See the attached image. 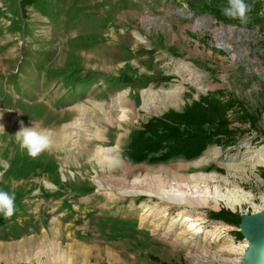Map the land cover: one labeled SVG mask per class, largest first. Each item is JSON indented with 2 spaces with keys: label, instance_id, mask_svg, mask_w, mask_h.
I'll return each instance as SVG.
<instances>
[{
  "label": "rangeland",
  "instance_id": "1",
  "mask_svg": "<svg viewBox=\"0 0 264 264\" xmlns=\"http://www.w3.org/2000/svg\"><path fill=\"white\" fill-rule=\"evenodd\" d=\"M20 1L0 0V191L15 193L17 207L10 219L0 214V264H240L246 249L241 224H226L209 213L224 209L238 214L243 222L264 207V164L252 171L246 161L264 151V0L247 24L229 23L213 14L217 10L223 17L221 9L227 0H60L57 13L32 5L22 9ZM37 5L45 9L41 2ZM222 27L243 30L244 36L228 37L234 56L216 44ZM79 36L96 42L84 48L72 45L71 40ZM67 61L72 72L65 68ZM187 70L193 71L192 77L201 74L204 83L194 84ZM179 84L183 90L178 105L148 112L139 109L140 90ZM201 86L205 89L198 90ZM216 89L224 92L223 97L237 98L257 119L252 126L248 121L231 122L241 130L235 144H210L192 159L154 163L135 162L127 156L132 130L168 109L181 111ZM119 92L135 103L133 116L119 122V127L105 122L94 108L71 112L80 103L90 106L94 99L112 102ZM228 117L233 118L231 110ZM73 120L78 122L72 129L77 135L100 132L108 138L102 145L118 142L120 157L129 167L114 168V180H105V189L97 187L93 176L104 178L107 168L89 161L86 154L74 153L67 164L66 153L52 149L33 158L15 136L20 124L31 127L42 122L52 129ZM209 147L218 148L220 154L206 157L204 165L176 174L151 173L158 166L189 167L188 162ZM195 172L217 173L219 194L235 187L251 199L241 200L233 209L224 201L215 207L210 202L190 208L116 192L117 188L145 189L157 176L168 182L184 179V183ZM46 181L54 187L48 188ZM131 181H137V187L129 185ZM110 185L115 187L112 199L106 190ZM154 204L163 207L154 210ZM181 211L199 218L197 227L183 222L178 216ZM168 229L174 235L180 232L182 239L166 238ZM57 243L60 249H55Z\"/></svg>",
  "mask_w": 264,
  "mask_h": 264
},
{
  "label": "bare ground",
  "instance_id": "2",
  "mask_svg": "<svg viewBox=\"0 0 264 264\" xmlns=\"http://www.w3.org/2000/svg\"><path fill=\"white\" fill-rule=\"evenodd\" d=\"M217 32L218 33H217V36L215 38L216 44L219 46V48L227 51V53H229L231 56H234V53H232V45L228 41V37L242 36L243 30L232 28V27H222V29L217 31ZM246 36L248 37L249 34H245V37ZM138 39L143 41L140 37H138ZM184 68H186V67H184ZM187 72H188L189 78L190 79L193 78L192 82L194 84L204 83L203 77L201 76V74H197L196 76L192 77L193 71L187 70ZM192 82H190V83H192ZM204 89H205V87L201 86V88H199L198 90H204ZM182 90H183V84H179V85H175V86L171 85L169 87H161L158 89H154L153 87L144 88V89L140 90V92H139V97H140L139 109H141L145 112H148L155 107H162V106H166L168 104H171V105L177 104V100L180 98ZM89 102H90L89 103L90 106L88 104H83V103H80L77 106H74V108L71 111L72 114L75 111L78 113H82V111H84L83 109H85V108H94V110H96L100 114L101 118H103V120L105 122H108L110 125L113 123H116V125L119 127L120 126L119 122L131 119V117L133 116V113L135 112L134 111L135 103H134V101H130V99L125 95V92H119L116 95V97H114L112 102L110 101L107 104L100 103V102L96 101V99L90 100ZM62 118H63V116L59 117V120L58 119L57 120L60 121V120H62ZM58 121L55 120L53 123H58ZM21 125H23V124H20V127H21ZM77 125H78V122L73 120V121H70L69 123H66L63 126L59 125V126L53 127L52 129L47 128V130H49L52 133V137L54 140V144H53V147L51 149L53 151H55V153H56V151L65 152L66 154L64 155V161L66 164H67V161L70 162L71 158H73L75 156L74 153L81 152L83 154H86V156L89 157V161H92L94 164H97L98 166L103 167L104 169L107 168L105 176L103 175L104 178H101L99 176L100 174L99 175L95 174L93 176V178L95 177L93 179V181L97 185V187L98 188L101 187V188L105 189L103 182H105V180H107V179L108 180L113 179L114 174H112L111 172H112V170H114V168L118 167V168H122V169L126 170V169H128L127 167H129V166H127L125 164L123 158L120 157L121 155L119 154L120 150H119L118 142L115 141L116 142L115 145H108V146L102 145L104 143V141H107L108 138L106 136H104V138H103V136H101L100 132H95L93 135H89L87 137H82L80 135H77V133L72 131V129H74ZM33 126H36L38 130L39 129H46L45 127H43L42 122H40L38 124H32L31 127H33ZM67 129H69V131H67ZM105 135H107V134H105ZM101 138H103V139H101ZM219 154H220V150L218 148L209 147L208 149H206L204 151L203 155H201L200 157H198L192 161H189L188 162L189 165L187 164L189 167H187L186 165H183V166L179 165L178 167L175 165L174 166L167 165V166H158L153 170L151 169L152 171L151 170L150 171L152 173V172H155L157 170H161V172H162V170H163L164 172L166 171L169 174H170V172L176 174L179 171L182 172L184 170H186V171L190 170V167L195 169L194 167L197 168L200 164H203L206 161V157L210 156L211 158H217L219 156ZM231 157L232 156H230V158ZM246 161H248L250 164V165H248V167L251 170L252 169L254 170L256 168V165H259V164L263 165L264 164V151L255 153L254 155L248 157L246 159ZM180 164H183V163H180ZM242 165H244V164H242ZM230 166L231 165H229L227 167H230ZM63 167L64 166H62V168ZM66 168H67V166H66ZM104 169H102V170H104ZM240 169H241V167H240ZM242 169H241V171H242ZM148 173H149L148 170L145 169V175L143 174L144 175L143 177L147 178ZM156 173H158V172H156ZM162 174H163V172H162ZM216 174L213 172H211V173H209V172L208 173H201V172L196 173L195 172L194 174H189L188 177L186 176L185 179L187 181L184 183H183L184 179H182L178 182L177 177H176V180H177L176 182H173L175 180V179L172 180L173 178L170 179V180H172V182H168L167 180L162 181V179L159 178L160 176L159 177L157 176V177H152L150 179V182H148V183H151V184L148 187H144L145 189H139V188L131 189L130 188V190H118L119 188H117L116 192H119V194L121 196H126V195H130L133 193L141 194V195H147L150 198L153 197V198L158 199L160 202H165L167 204H175L178 206L190 207V208H194L197 206H206V205L210 204V202H212L214 204V207H215V204H217L218 201H224L226 203L225 205H227L233 209L236 205L240 204L241 200L248 201L249 199H251L250 196H247L248 193L246 195L244 194L245 192L243 194H239L238 189L235 187H233V189H230V191L225 190V192L227 191V194H223V195L219 194L220 193L219 192L220 186L218 184L219 179H218V176H216ZM232 175H233V173H232ZM65 176L66 175L63 174V178H65ZM166 177H168V176H166ZM221 178H222V176H221ZM121 179L122 178H120L118 180H121ZM124 179L128 180L126 177ZM74 180H76V179H74ZM125 182H127V181H125ZM225 182H227V181H225ZM238 183H240V182H238ZM45 184H46V186H48V188L54 187V184H52L51 182L46 181ZM116 184H117V182H116ZM136 184H138L137 181H131V184H129V185H136ZM234 184H236V183H234ZM234 184L232 183V186ZM126 186H127V184H126ZM236 186H238V185H236ZM136 187H137V185H136ZM114 189H115V187L112 185L106 186V190H108L107 194H110L109 197L111 199L114 197V195H116ZM238 198H240V199H238ZM263 200H264V198H263ZM158 205L159 204H154L153 206L155 209L153 207L152 208L154 210H156ZM147 206H149V205H146V207ZM149 207H151V206H149ZM160 207H158V209H161L163 206L161 208ZM257 207H255V209ZM255 209H253V210H255ZM147 211H148V208L147 209L145 208L144 212H147ZM262 211H264V207L259 209V210L256 209L257 213L262 212ZM148 216H149V213L146 215L144 214V216L142 217V221L145 222L146 218L148 219ZM178 216L180 217V219H182L183 222L189 223V226H191V225L196 226L200 223L199 218L194 217L189 211L178 212ZM171 226L173 227V225H171ZM196 231H198V230H196ZM173 235L174 234L172 232H170L169 229H168V231H166L164 233V236L166 238H173L175 241H178V240L180 241L182 239L180 232H178L174 236ZM245 242H246L245 245L247 246V241L245 240ZM59 246H60V244L57 243V245H55V249H58ZM58 254L60 255L59 252H58ZM61 256H63V255H61Z\"/></svg>",
  "mask_w": 264,
  "mask_h": 264
},
{
  "label": "trees",
  "instance_id": "3",
  "mask_svg": "<svg viewBox=\"0 0 264 264\" xmlns=\"http://www.w3.org/2000/svg\"><path fill=\"white\" fill-rule=\"evenodd\" d=\"M39 2L42 6L37 5ZM246 4L252 5L248 15L258 13L263 5L261 0H245ZM60 0L54 5L46 0H21L20 5L24 9L32 5L39 10H57L61 7ZM217 18L229 23H240L239 20L221 17L220 12L213 10ZM54 16V13L53 15ZM57 16V15H56ZM70 20V19H68ZM92 37L79 36L71 40V44L78 47H88L95 43ZM66 70L73 71V67L66 62ZM52 73V72H51ZM151 79H147V82ZM224 92L220 89L208 91L198 100L185 105L181 111L168 109L160 116L151 117L140 128L130 133V139L125 152L135 162L147 160L149 162H163L171 158L182 157L192 159L197 157L210 144L216 143L226 147L236 143L235 135L241 130L232 127V121L244 123L246 121L252 126L256 122L253 114L249 113L242 103L235 97L228 95L223 97ZM233 113L229 119L228 111ZM264 178V172L261 173ZM209 217L221 220L226 224L239 225L240 217L231 211L221 209L211 211ZM241 236L240 232L235 233Z\"/></svg>",
  "mask_w": 264,
  "mask_h": 264
},
{
  "label": "clouds",
  "instance_id": "4",
  "mask_svg": "<svg viewBox=\"0 0 264 264\" xmlns=\"http://www.w3.org/2000/svg\"><path fill=\"white\" fill-rule=\"evenodd\" d=\"M251 10L252 5L246 4L245 0H227V4L222 7L221 12L229 19L239 20L241 24H247L250 21L248 13ZM15 136L21 149L26 150L27 154L33 158L50 150L54 144L52 133L47 129L38 130L36 126L24 127L21 125ZM15 199V193L9 194L6 191H0V214L6 219H10L17 211Z\"/></svg>",
  "mask_w": 264,
  "mask_h": 264
},
{
  "label": "water",
  "instance_id": "5",
  "mask_svg": "<svg viewBox=\"0 0 264 264\" xmlns=\"http://www.w3.org/2000/svg\"><path fill=\"white\" fill-rule=\"evenodd\" d=\"M239 225L247 241L240 264H264V211L247 216Z\"/></svg>",
  "mask_w": 264,
  "mask_h": 264
}]
</instances>
